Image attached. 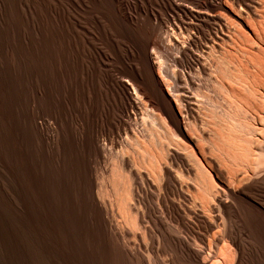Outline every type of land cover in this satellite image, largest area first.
I'll return each mask as SVG.
<instances>
[{"label":"bare ground","instance_id":"1","mask_svg":"<svg viewBox=\"0 0 264 264\" xmlns=\"http://www.w3.org/2000/svg\"><path fill=\"white\" fill-rule=\"evenodd\" d=\"M176 1L168 6L166 0H0V241L11 245L16 264H34V253L45 264H146L138 250L128 248H138L140 237L124 229L131 218L148 241L150 264H161L152 230L168 264H206L213 252L211 260L264 264V250L243 221L246 215L264 220V201L258 200L264 196V168L240 192L228 187L241 157L246 168L257 161L264 167V146L252 148L255 142L247 138L249 119L264 118V103L258 116L254 102L250 106L227 82L249 78L245 61L235 54L252 57L242 45L264 39V12L258 11L264 0ZM231 58L244 77H219V85L229 102V111L222 112V165L234 169L217 171L216 177L232 205L219 198L217 207L210 206L211 221L186 209V217L200 225L199 233L190 230L169 199L179 194L172 171L185 164L175 151L156 198L176 233L191 232L199 245L191 248L154 216L155 198L144 189L143 170L159 168L155 129L179 140L184 150L200 148L187 132L204 120L202 79L218 81L211 73L218 70L214 59L230 73ZM162 64L167 68L156 71ZM97 170L114 183L132 182L134 215L121 216L100 198L111 187ZM219 227L215 246L204 245L205 235Z\"/></svg>","mask_w":264,"mask_h":264},{"label":"rangeland","instance_id":"2","mask_svg":"<svg viewBox=\"0 0 264 264\" xmlns=\"http://www.w3.org/2000/svg\"><path fill=\"white\" fill-rule=\"evenodd\" d=\"M176 2H177L176 0H166V4L168 6H170L171 3H176ZM262 2L264 3V1ZM153 9L155 10L156 8L153 7ZM156 11H158V9H156ZM258 11L263 13L264 12L263 6L258 8ZM163 15L164 17H170V13H168V11H165ZM15 21H17V23L21 25L26 24V20L22 18L19 19L18 17H16ZM150 21L151 23H155V20L153 18ZM259 39L258 40L257 39L255 40V38L252 39L253 42H250V43L248 42V45L247 43H244L247 46H251L252 48L254 47L253 49L251 47L250 48L243 47V46H246L244 44L241 47V48H245V50L250 49L248 51L252 53V57L250 53L248 54V52L245 54L243 53V55H245V57L243 56V58H240L242 57L241 55L242 53L240 54V52H237L235 54L239 56V57L236 56L237 58H239V60L236 57L235 58L238 61H240L241 64L245 61L243 63V66L244 67L247 66L245 67V69H246V73L248 74L249 78L245 80L246 83L239 82L238 80H236L237 83L227 80V82H229L230 84L232 83L231 84L232 86L239 88L240 92L242 93V99L248 102L250 106H253L252 102H254L258 110V116H260L259 112L263 111L262 103H264V99H263L264 98V79H263L264 70H262L264 69V39L262 38L260 39V41ZM256 42H259V43H256ZM260 43H263V44L261 45ZM253 44H257L258 46L257 45L254 46ZM255 48H258V49H255ZM253 50L255 51L252 52ZM256 51H258L259 54ZM255 53L260 55L259 58H257L258 57L257 54L254 56L255 59L253 58V54ZM246 54L249 55L251 58L248 57ZM235 58H234V61L237 62ZM231 59H232L231 61L227 60L228 62H230V66H231L230 73L224 72L222 68H219L220 66L219 60L214 59V62L217 63L218 70L211 69L212 70L211 73L214 79L215 77L217 78L218 81L216 83H215L216 80L213 81V79L211 80L207 78L206 81L205 79L204 80L202 79L203 83L199 89V91H201L199 92V94L201 93V95L203 96V102L205 103L203 104L204 108L202 107L203 110H200L203 112L204 116L203 115H200V116L204 120H202L203 123L199 125L201 127L198 126L199 129L197 128L195 129L194 127H191V126L188 127L189 130L187 128L188 130L187 134L189 135L190 138L192 136V138L194 139L193 141L194 145L200 144V148L195 149L194 147H190L191 152L189 150L188 151L184 150L180 146V142H178L179 140L176 139V140L170 141L169 138L165 136L164 132H161L160 130V133H159V131L155 129L156 132L153 131V133L154 135L156 134L158 135V137L156 135L155 138H157L156 140L158 142L159 140L161 142V143L159 142V144L157 142L158 144L157 153L160 156L159 163L161 165L159 164L158 169L154 168V170H151L150 168H148V171L143 170L145 171V173L142 171V173L145 174L146 178L148 177L147 178L148 182L143 184L144 189L146 190L147 193L152 194L155 198L151 202V204L148 201V203L152 207L155 208L154 216L161 219L164 222L167 230L170 233H172L173 235L179 238L185 239L191 248H197L199 246L193 241L191 232L189 231L186 232V235H185V232L176 233V225L166 219V217L162 213V209L156 205V198L159 197V195L161 196V193H162L161 183H163L164 178H165L164 169L166 166L169 165L168 160H169V157L171 156V151H175L178 154H180V156L182 155V158L185 161V164L184 166H182V169L181 167L179 168L177 167L173 169L174 171H172V177L174 178L176 182L174 183V187L176 190H178L179 194L178 196H175L174 198L169 197V199H172V201L176 205L179 206L178 207V209H180L179 212L181 215L185 217L186 219L185 223L188 225L190 230L199 233L200 225L186 217V209L195 211L196 213H198V215L204 217V220L206 221H211V214L209 210L213 206L214 207L218 206L219 198L223 199L228 204L232 205V201L229 198V196H227L226 193H222V191H220L217 177H216L217 171L228 172L229 170L234 169L230 165H227L228 167H225L222 165V115H223L222 112L227 113L229 111V102L226 100V95L224 91L222 90V86L219 85L222 82L220 81V79L222 80V77L225 79L226 77H229V76H237V75L243 76L244 75L243 73H241L242 71L240 67H237V64L233 61V58ZM125 63H130V62L126 61ZM248 63L250 64L252 63L251 65L253 66V68H251L252 66H249L250 64L248 65ZM155 65L157 66V64ZM168 65H170V69L168 68L170 71L169 70L168 71L171 72L172 70L173 72V69H171L172 68L171 64L168 63ZM156 66H155V70L156 71L158 70V72H159V69H158L159 67H161L162 69L167 68L166 65L164 64L160 66L158 65L157 69H156ZM215 71H217L218 73H216ZM254 71H256L257 73ZM184 72L185 70L182 71V75H184ZM184 76L181 78L183 79L182 81H185ZM251 78H256V79L251 80ZM168 87L169 86H166V88ZM255 119L256 118L249 119L252 130L248 132L247 138L255 142L254 145H251L252 148H259L260 146H264V143H263L264 142V131H263L264 130V125H263L264 118L263 120H260L258 118L256 120ZM217 133L221 135L220 140H218ZM254 154L258 155L259 154L258 150L255 149ZM241 158L237 160L236 179L235 180L228 179V187L234 193L240 192V190L243 187L251 184L252 181L258 180L260 176L259 172L261 171L262 168H264L263 164H261L262 162L260 163L258 161L253 166H251V168H246L245 164L242 161L243 158L242 159ZM213 162H214V165H213ZM97 174L99 175V178H100L99 180L102 181V183L105 184L107 182L106 184H108V186L111 187V189H108V188L106 189L108 196L105 197V193L102 192V194H100V198L110 200L112 202L113 210L116 211L119 215L122 216L123 211H127L128 213H131L130 215L132 214L134 215L136 212L133 210V208H136V209L138 208L136 204L137 198L135 196V190H134L135 188L132 182L123 180L122 183L117 184V183H114V179L111 177L109 173H104L102 170H97ZM175 176L178 179L175 178ZM263 197H264L263 195L258 196L259 202L262 203L264 201ZM94 198L97 200V198L95 197V194H94ZM142 198L146 199V197L144 196H142ZM139 212H141V210H139ZM117 219L120 220L119 218ZM243 221H244V224L247 230L252 236L254 242L256 243V245L259 246V248H262L264 250V220L262 221L254 220L253 222L250 220V217L246 215L244 216ZM123 226H124V229L130 232L131 234L140 235L138 248L137 247L135 248L133 245H129L128 248L132 252H134L135 250H138L139 253L144 257L146 264H150V260L153 259L152 258L153 256L150 255V253L148 252V241L143 238L142 230H140V227L137 226V222L133 218H131L130 220L125 222ZM143 226H147V225L143 224ZM212 232L213 233H208L207 235H205L204 245L207 246L210 243L211 246L212 245L215 246V243H216L215 239L219 237L221 238L222 230L220 227L214 228ZM152 236L155 239L154 252L156 256L160 260L161 264H168L167 261L169 260V257L166 255H162L160 253V246L157 242V235L154 230H152ZM211 236L214 237V240L211 239ZM188 238L190 241L188 240ZM244 240L246 239L244 238ZM213 253L210 254L211 257H205L206 264H235V259H233L232 257H227L223 262H222V256L220 257V259L211 260ZM33 259H34V264H45L44 261L39 257L37 253L33 254ZM0 264H16V258L13 253V249L11 245L7 244L6 246L3 247L1 241H0ZM20 264H26V263L21 260Z\"/></svg>","mask_w":264,"mask_h":264}]
</instances>
